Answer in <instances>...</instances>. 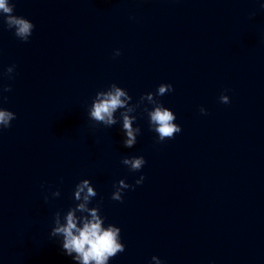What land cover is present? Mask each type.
Masks as SVG:
<instances>
[{"label":"clouds","instance_id":"1","mask_svg":"<svg viewBox=\"0 0 264 264\" xmlns=\"http://www.w3.org/2000/svg\"><path fill=\"white\" fill-rule=\"evenodd\" d=\"M264 7V5H262ZM15 4L9 0H0V14L4 17V24L7 29L14 30V35L21 41L27 42L31 37L34 24L24 18L14 14ZM120 50L114 52V56H119ZM15 66H9L6 70V75L11 79ZM11 86H4L0 89V97L3 92H10ZM173 91L171 84H160L156 93H146L140 97V100L134 107H128V102L132 97L128 92L112 83L106 91H98L88 109V117L95 124H103L105 127H111L118 121L114 118V113L118 109H125L121 112L122 130L126 136L123 140L125 148H132L137 143V136L140 134V127H133V122L136 120L134 115L129 116V113L136 111L140 104L147 100L153 105L151 110L147 108L149 126L152 131L157 134L158 142L170 140L176 134L182 131L179 124L175 123L176 115L169 108L164 107L156 97L163 96L166 93ZM7 99V97H2ZM220 102L228 104L230 102L227 95L221 94ZM202 115H206L207 111L203 107L200 108ZM16 119V114L10 110L0 108V128H9L11 122ZM122 164L127 166L132 172H139L146 160L143 156L125 157L122 159ZM144 176L136 180L135 184H142ZM134 188V185H129L125 180L121 179L114 185V191L111 199L114 201L123 202V192L125 189ZM58 197L60 192L57 190L52 193ZM97 196L95 188L88 179L81 180L76 184L74 189V200L82 201L76 203L74 207H70L64 215L65 223H61V212L57 211L54 215V227L50 235L52 237L61 236L62 250L68 255L73 256L79 264H108L110 258L115 257L118 253L125 250V245L121 242V229L113 224L105 225L104 218L100 214L99 205L89 207L92 199ZM48 197L45 196L47 201ZM87 213V215L77 216L76 213ZM152 261L156 264H163L157 256L152 257Z\"/></svg>","mask_w":264,"mask_h":264}]
</instances>
